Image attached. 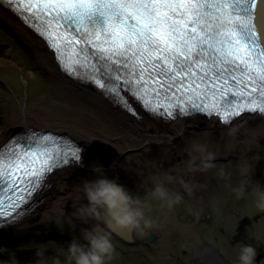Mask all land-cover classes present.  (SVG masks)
Returning a JSON list of instances; mask_svg holds the SVG:
<instances>
[{"label":"snow or ice","instance_id":"obj_1","mask_svg":"<svg viewBox=\"0 0 264 264\" xmlns=\"http://www.w3.org/2000/svg\"><path fill=\"white\" fill-rule=\"evenodd\" d=\"M0 4L44 38L62 71L95 83L129 112L122 90L156 117L205 114L225 126L246 116L264 119V0ZM81 152L65 137L34 131L0 147V215H23L18 210L46 176L79 165Z\"/></svg>","mask_w":264,"mask_h":264},{"label":"rangeland","instance_id":"obj_2","mask_svg":"<svg viewBox=\"0 0 264 264\" xmlns=\"http://www.w3.org/2000/svg\"><path fill=\"white\" fill-rule=\"evenodd\" d=\"M4 21L0 17V131L8 124L10 134L14 133L16 130L12 128L13 124H10L9 120L12 118L11 120L16 121L22 112L36 120V129H46L43 126L58 122H76L82 128H88L85 122L90 120L100 130L98 132H101L102 137L115 140L121 152L126 153L125 156L132 154L141 157L148 161L152 170L166 169L168 173H173L178 166L183 167L179 164L182 160L180 156H175L176 159L171 158L173 161H170L158 152L146 150L150 144L136 147L131 136H121L116 129L106 127L90 107L85 106L81 99L77 101L75 94L58 88L38 70L28 51L30 47L22 43ZM230 148L220 151L223 155L215 161L218 166L224 165L226 172L231 174L230 180L219 178L216 169L207 173L185 175L188 180H192V177L197 179L198 176L201 181L202 177H207L208 174V180L206 179V183L201 181L203 187L196 184V191L194 190L191 196L184 194L175 184H172L175 187L171 188L168 185L184 197L183 201L170 211L160 209L159 202L153 201L154 207L150 215L157 226L145 236L135 234V239H140L138 242L141 244L133 247L139 250L123 246L120 240L111 235L116 249L124 253L116 252L117 262L124 258L121 264H128L126 261L132 258L135 262L138 261V264H239L240 247L250 244L257 251L255 264H264V213H257L252 208L250 196L238 201L229 189V185L235 187L241 179L238 168L245 158L254 163L252 181L264 187V140L256 142L250 148L236 146V150L231 152ZM228 152L231 154L226 156ZM144 175L146 179L142 180H146L145 187H129L133 195L143 197L145 190L151 189L149 178L154 175L151 171L144 172ZM80 176L91 180V174L87 171H80ZM75 202H78L76 207L82 204V200ZM76 207L67 204V213L73 212ZM75 222L72 223L74 228L65 223L62 229H58L50 221L38 222L30 227L32 233L28 236H9L1 240L9 251L0 255V260H8L14 252L19 264H35V248L46 247V257L50 261L58 246L66 249L73 237L77 242H81L80 229L90 228L94 223ZM19 238L23 239L20 245L15 240ZM155 238L159 245L153 241ZM10 242L18 244L11 245ZM135 253L141 255L135 257Z\"/></svg>","mask_w":264,"mask_h":264},{"label":"bare ground","instance_id":"obj_3","mask_svg":"<svg viewBox=\"0 0 264 264\" xmlns=\"http://www.w3.org/2000/svg\"><path fill=\"white\" fill-rule=\"evenodd\" d=\"M0 17L5 20L4 22L18 36L22 43L24 42L30 47L28 50L30 56L33 59L34 65L42 74L61 90L66 89L68 92L75 94L77 101L81 99L86 104L85 106L90 107L106 127L112 130L116 129L121 136H131L135 141L136 147L150 144V147L146 146V150L150 149L158 152L166 156L170 161H173L172 159L175 156H180L182 160L179 164L183 166L182 162L188 158L186 150L189 147V143L193 140H207L209 149L217 152L218 157L223 155L220 151L232 147L233 143L239 148L243 146L244 148H250L254 146L257 139L258 141L264 140V119L255 116H246L236 119L228 126L223 125L217 118L208 117L207 115L204 116V114H193L191 117H176L174 119H168L162 116L164 120L159 118H155V120L152 118L154 116L144 110L139 102L130 98L131 95L129 92L122 90L121 95L125 98L127 105L132 109V112H129L119 104L113 103L111 99L105 97L96 85L91 84L92 82H82L62 71L56 60V55L48 47L47 43L25 23L23 24L7 7L0 5ZM11 119L9 123L13 124L12 128H15L16 131L21 128L36 129L35 127H37L36 120L29 117L25 112L20 113L16 121ZM85 125L89 127L82 128L76 122H58L43 126L46 129L43 128L41 129L42 131L55 132L58 136H63L80 147L82 150V160L79 165L73 162L69 165H63L58 169H54L53 173L48 175L43 181L39 193L33 199L34 201L32 200L27 204V213L18 217L10 226L0 230V241L5 240L9 236L15 238L23 234L28 236L32 233L30 227L38 222L70 219V213H67V204H70L73 208L78 203L75 201L82 200V203L87 204L86 199L83 200L82 198V193L78 191V186L81 185L82 181H90V179H84V176H80V171L82 170L87 171L88 174L90 173L91 180H93V177L95 179L97 178V174L92 169L100 165L103 167L102 174L104 176L123 185L128 190L131 186L142 188L146 186V180H142L146 179L144 172L148 173L151 171L154 176L161 177L163 173L167 172L166 169L152 170L148 161H145L137 155L131 154L125 156L126 153L123 154L121 152L115 140L100 135L101 132H98L100 130L92 121H86ZM7 126L8 124L0 131V147L11 137ZM233 127L240 128V132L234 141L227 135L228 130ZM230 154L228 152L225 155L229 156ZM175 173L178 175L179 172L174 171L172 174ZM186 177L189 178L188 176ZM184 179L188 180L185 177ZM206 179L208 180V174L207 177H202L205 183L207 181ZM199 180L200 178L198 176L197 179L192 177V181L194 183L196 182L195 184H198V186L203 185L201 183L202 180ZM61 210H63V216ZM74 222L72 221V223ZM109 223L111 221L107 224H101L105 231H107L105 225ZM123 231L125 233H122L121 237L132 235L130 238L134 241L136 240V233H130V230L127 228H123ZM117 239L121 241V239ZM15 240L19 244L15 242H10L9 244L20 245L23 239L19 238Z\"/></svg>","mask_w":264,"mask_h":264},{"label":"clouds","instance_id":"obj_4","mask_svg":"<svg viewBox=\"0 0 264 264\" xmlns=\"http://www.w3.org/2000/svg\"><path fill=\"white\" fill-rule=\"evenodd\" d=\"M239 132L240 128L233 127L228 130L227 135L234 141ZM235 150L236 144L233 143L229 151ZM186 155L188 158L182 162L183 167L178 166L175 169L180 173L179 175L166 172L162 174V177H150L152 187L145 190L143 197L133 195L123 185L104 176L102 166L93 167L92 171L97 174V178L82 181L78 186V191L82 193V198L86 199L87 204L82 203L76 207L70 213V219L50 222L54 223L58 229H62L63 223H68L74 228L72 221H79L82 224H88L89 221L94 223L90 228L80 229L81 242L73 238L66 249L58 246L51 261L46 257L48 251L46 247L35 248L37 257L35 264H110L116 258V247L111 235L101 227V224H107L110 220L117 227L127 228L141 237L145 236L157 226L150 215L154 207L153 201L159 202L160 209L169 211L183 201V195L179 191L170 189L168 185L177 184L184 194L191 196L197 185L190 179L185 180V175L191 176L197 172L207 173L216 169V175L219 178L230 180L231 174L226 172L224 165L218 166L215 162L219 158L218 153L209 149L207 140L191 141ZM253 164L247 158L240 163L238 171L241 179L237 186L229 185V189L238 201L250 196L252 208L257 213H264V187L251 179L254 173ZM61 213L63 216V210ZM8 251L0 247V255ZM60 256L64 259L61 260ZM256 256L257 251L252 245H242L239 249L238 262L239 264H255ZM0 264H19V262L13 252L8 260H0Z\"/></svg>","mask_w":264,"mask_h":264},{"label":"water","instance_id":"obj_5","mask_svg":"<svg viewBox=\"0 0 264 264\" xmlns=\"http://www.w3.org/2000/svg\"><path fill=\"white\" fill-rule=\"evenodd\" d=\"M105 226L107 227V231L110 234H113L116 238L121 239V241H123L121 243L124 244L125 246L131 247V246H135L136 244L139 243L138 240L134 241L132 238H130V237H132V235H130V236L127 235L126 237L125 236L121 237V234L125 233V232L123 231V228L117 227L114 223L111 222V223H109L108 225H105ZM126 232H127V230H126ZM131 232L132 231H130V233ZM151 239H152V237H151Z\"/></svg>","mask_w":264,"mask_h":264},{"label":"trees","instance_id":"obj_6","mask_svg":"<svg viewBox=\"0 0 264 264\" xmlns=\"http://www.w3.org/2000/svg\"><path fill=\"white\" fill-rule=\"evenodd\" d=\"M134 250H139V249H135V248H133ZM53 253H55L54 251H52ZM116 252L118 253V252H120V254H124L120 249H116ZM135 252H137V251H135ZM50 253V252H49ZM48 253V254H49ZM116 253V254H117ZM119 254V253H118ZM136 255H135V257L136 256H140L141 254H139V253H135ZM51 255H53V254H51ZM60 259L61 260H63L64 258H63V256H60ZM121 260H124V258H120L119 260H118V262H117V260L116 259H114L113 261H111L110 263H112V264H121ZM50 261H51V258H50ZM128 264H138V261H134L132 258H130V259H128L127 261H126Z\"/></svg>","mask_w":264,"mask_h":264},{"label":"flooded vegetation","instance_id":"obj_7","mask_svg":"<svg viewBox=\"0 0 264 264\" xmlns=\"http://www.w3.org/2000/svg\"><path fill=\"white\" fill-rule=\"evenodd\" d=\"M174 175H176V173L174 174ZM178 188H180L179 187V185H177V184H175ZM170 186V188L172 187V186H174V185H169ZM175 187V186H174ZM196 191V190H195ZM183 192V191H182ZM208 205V204H207ZM206 206V205H205ZM208 207H209V205H208ZM200 215H201V213H200ZM204 216V214H202V217ZM157 238V237H156ZM155 238V240H153V241H155L156 242V244H158L159 245V241H157V239ZM152 240V239H151ZM147 245H148V243H147ZM199 264H201V263H199ZM203 264V263H202Z\"/></svg>","mask_w":264,"mask_h":264}]
</instances>
